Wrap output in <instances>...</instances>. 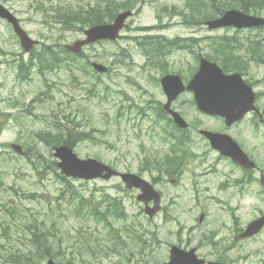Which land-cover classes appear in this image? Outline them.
I'll use <instances>...</instances> for the list:
<instances>
[{"label":"rangeland","instance_id":"obj_1","mask_svg":"<svg viewBox=\"0 0 264 264\" xmlns=\"http://www.w3.org/2000/svg\"><path fill=\"white\" fill-rule=\"evenodd\" d=\"M4 1L8 7L17 12L24 27L33 38L41 42L65 45L82 37L80 26L75 25L70 29L62 30L63 21L54 23L55 13L46 10L45 14L50 17L46 20L45 15L37 12L33 5L38 6L43 3L47 8L50 5L58 4L80 11L79 8L84 10L87 6L97 5L98 0ZM103 1L105 0H101V2ZM240 1L246 2V0ZM257 1L261 4L264 0ZM186 2L187 0L137 1L133 7L136 14L129 20L128 29L124 32L126 37L124 40L115 44L93 45L84 50L85 55L80 57V60L71 61L76 65H85L88 59L96 58L111 66L110 75L96 73V76L90 78L83 77L84 73L80 70H70L67 66L71 65H62L58 71L47 72L46 76H41L37 72L33 73L31 70L27 73L17 72L15 64H21V60L24 58L28 59L30 53L24 52L10 28L0 21V59H8L7 62L0 63V202L14 201L21 204L22 209L35 210L36 212L30 217L31 220L36 218L41 220L44 217L42 214L49 210L51 202L55 209L58 208L56 198L61 195V189L66 188L63 183L67 182L60 178V174L52 171L49 166H45V163L50 164L54 158L49 155L47 146H42V143L37 140L36 133L45 129L48 123L66 116L73 117L80 123L78 131H86L84 134L80 133L81 136L88 135L90 132L94 136L92 141L80 142L75 148L81 157L94 156L107 163L113 161L117 163L115 164L117 167L123 170L129 169L137 172L149 169L148 164L142 162L145 153L140 146L146 144L150 149L153 148L151 144H148L151 133L147 129L151 128L153 124L154 113L148 109V106L158 105V102L163 100L158 78L165 68L181 70L185 76H189L194 72L198 63L193 54L171 49L167 63H163V66L156 63L148 65L133 37L143 38L145 43L161 40L160 36H166L169 39L185 37V40L189 37L191 41L193 36L203 38L232 32L227 30L211 31L204 25L193 24L190 17L183 16ZM260 14H264V12H260ZM204 45L203 43L202 46ZM125 55L130 57L125 58ZM247 71L249 78L262 81L264 66L254 64ZM133 81H137L143 86V89H139ZM44 89L48 90L49 96L52 97L44 101L35 100L36 95ZM184 99L189 100L190 96L187 95ZM139 107L144 108L147 115L138 114ZM182 109L191 121L202 116L194 106L185 105ZM205 124L215 126L216 121L208 119ZM156 141V148H158L159 140L156 138ZM262 141L263 139L260 141L258 138L255 139L256 145L260 148H262ZM14 143L29 147V149L31 147L40 149L47 156L42 160L43 165H38L37 168L26 157L16 154L10 147ZM194 149L199 154H205L202 146L195 145ZM259 154L262 156V165L264 166V151ZM209 161L206 160L204 166L197 170L198 174L209 168ZM150 176L149 173L146 175L147 178ZM198 179L199 186L208 189L202 194V197L205 198L203 209L209 214L203 224L199 223L196 213L184 210V207L192 209L199 205L195 199L189 175L183 176L180 183L175 186L164 184V208L169 209V213L166 215L163 211L153 221L141 215L142 207L136 202L133 204L132 200L128 198L127 213L130 220L132 218L136 220L138 228V230L134 229L136 235L138 236L146 230L150 232L146 235L152 245V248L147 249L150 262L168 259L172 244L178 243L185 246L194 241L202 242L204 231L211 225L209 222H214L222 215L220 207L212 199V196L216 194L215 188L220 180V175L211 171L204 177L199 176ZM72 181L71 183L77 191L89 194L92 191L99 194L104 188L112 187L120 191L117 187L120 186L118 178L112 179L110 182L103 180ZM115 188L108 189V191L112 194L119 193ZM66 193L67 189H65L64 195ZM209 193L212 194L211 197L207 196ZM130 196L132 197V194ZM61 198H66V196ZM173 199L176 200L173 201ZM60 202L64 214L60 216V219L57 218V224L60 232H70L69 237L73 240L69 245H72L75 239L76 255L77 251L84 249L81 238L84 236L89 239L94 235L98 239L99 245H103V242L104 245H110L106 240L109 231L102 229V226L95 230L96 233L92 227V233L81 232L79 234L81 221L68 219L64 200H60ZM253 206L251 212L259 213L261 209L264 210V202L254 203ZM3 208H7V206ZM26 211L28 212V210ZM55 213L57 216L60 215L58 210ZM191 227L193 228L191 229ZM154 232L155 235H152L151 233ZM87 244H91V242H87ZM11 246L7 251L1 249L0 264H9L11 257L19 255L11 251ZM64 249L71 252V247L64 246ZM210 251V245L204 244L202 252L208 254ZM29 255L31 256L28 259L31 262L35 260V264H46L47 260L40 261V254L30 253ZM86 260L89 264L94 263L89 257H86ZM116 260L114 257L103 258L100 264H115ZM56 261L60 263L59 260L56 259ZM64 263L67 264L65 260ZM131 264H135V262L133 261Z\"/></svg>","mask_w":264,"mask_h":264},{"label":"flooded vegetation","instance_id":"obj_2","mask_svg":"<svg viewBox=\"0 0 264 264\" xmlns=\"http://www.w3.org/2000/svg\"><path fill=\"white\" fill-rule=\"evenodd\" d=\"M257 95V110L249 113L241 122L227 125L223 118H217L216 128H207L220 133L230 135L240 146L246 156L256 163V168L248 169L243 165L234 162L231 158L213 150L207 139L202 138L206 148H210L205 154L192 153L194 158L187 160L182 174L176 175V179L171 180L177 183L183 176L189 175L192 187L195 192V199L199 203L196 209H200L204 199L202 197V187L199 186V176L205 172L197 173L202 168L207 159H214L209 167L210 171H217L220 175L218 183L219 193L212 199L218 200L223 206V213L211 224L203 235L202 242H191L186 248H196L199 257L206 261L210 260V255L202 253L204 244H210L213 254L216 253L214 261L228 264H264V225L257 234L246 235L248 226L259 218L254 212L252 214H238L239 205L252 207L254 203L264 202V187L256 175H264L262 156L259 152L264 151V89H254ZM256 127V131L253 129ZM262 138V148L256 146L255 139ZM211 153V155L209 154ZM219 168V169H215ZM163 180L169 177L160 176ZM207 189V188H206ZM201 215L206 214L201 212ZM208 224V225H209Z\"/></svg>","mask_w":264,"mask_h":264},{"label":"water","instance_id":"obj_3","mask_svg":"<svg viewBox=\"0 0 264 264\" xmlns=\"http://www.w3.org/2000/svg\"><path fill=\"white\" fill-rule=\"evenodd\" d=\"M0 15L8 16L5 9L0 6ZM129 13L120 14L113 24H106L96 26L86 32L88 38L84 41L77 42L72 48L75 51L80 50L84 44L99 40V39H111L115 40L119 36V31L124 25V21ZM262 20L248 17L241 12L229 11L221 19L209 22L211 28L220 27L224 25H235L238 27L253 25L261 23ZM17 32L21 36L23 46L28 50L33 46L34 42L18 27ZM100 70H104L101 66ZM162 84L165 87L169 100L175 98L181 91L184 90V86L178 76H166L162 80ZM188 89L193 90L196 95L199 107L212 114H226L232 116L235 108L232 100L228 101L226 106H223L219 102V95L223 94L232 98L234 93L233 89H249L247 85L241 79L239 74L226 76L222 69L216 64L210 63L205 59H202L200 69L191 82L188 85ZM245 90H242L244 92ZM241 109L247 110V106L242 104ZM176 120L184 126L185 123L182 119L175 115ZM216 142V139L214 138ZM57 157L61 159L58 166L62 169V172L67 176L92 179L96 177L110 178L115 172L105 166L103 163L96 159H80L67 146H60L56 148ZM104 172H107L104 174ZM123 180L128 187H139L142 189L143 194L140 199H151L155 197V192L152 187L138 176L133 174H123ZM158 200V199H157ZM147 212L152 215L154 210L147 209ZM49 264H53L49 262ZM168 264H195L193 258L188 253L181 250L174 249L172 251L171 262Z\"/></svg>","mask_w":264,"mask_h":264},{"label":"trees","instance_id":"obj_4","mask_svg":"<svg viewBox=\"0 0 264 264\" xmlns=\"http://www.w3.org/2000/svg\"><path fill=\"white\" fill-rule=\"evenodd\" d=\"M125 6L127 3H123ZM218 3L213 1V0H208V11L210 12L212 11L213 13H208V17H214L216 16L215 13L213 11V9H211L210 7L214 8L216 7ZM248 4L244 5V8H247ZM217 12H220L221 10H216ZM97 11H89V13H87V15L85 17H82V19H80V21L83 23V25H93L95 24L97 21V19L94 17L96 15ZM113 13V12H112ZM65 23H70V17H66ZM71 24V23H70ZM68 24V25H70ZM53 47L50 46H45L42 50V52L39 53V55L37 56L38 60L48 69L53 70L55 69V67L61 63H68L72 60V58H74L75 55H73L72 53H70L69 51L62 49V51L57 50V49H52ZM158 55V54H157ZM214 59H219L218 57H214ZM70 67V66H69ZM71 131L67 130L66 128H62L61 131V135H57L54 136L52 138V140L50 142H54V143H58L60 142H64L67 143L69 145L74 144L76 141H74L71 138Z\"/></svg>","mask_w":264,"mask_h":264}]
</instances>
